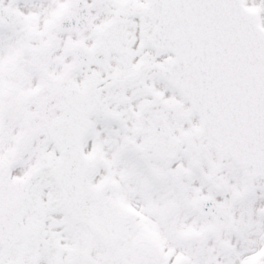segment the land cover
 Masks as SVG:
<instances>
[{"label":"snow or ice","instance_id":"1","mask_svg":"<svg viewBox=\"0 0 264 264\" xmlns=\"http://www.w3.org/2000/svg\"><path fill=\"white\" fill-rule=\"evenodd\" d=\"M0 264H264V0H0Z\"/></svg>","mask_w":264,"mask_h":264}]
</instances>
